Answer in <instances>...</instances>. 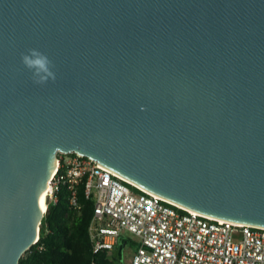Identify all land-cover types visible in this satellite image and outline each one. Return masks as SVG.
Returning <instances> with one entry per match:
<instances>
[{
  "label": "water",
  "instance_id": "water-1",
  "mask_svg": "<svg viewBox=\"0 0 264 264\" xmlns=\"http://www.w3.org/2000/svg\"><path fill=\"white\" fill-rule=\"evenodd\" d=\"M59 153L264 228V0H0V264L40 237Z\"/></svg>",
  "mask_w": 264,
  "mask_h": 264
},
{
  "label": "built area",
  "instance_id": "built-area-1",
  "mask_svg": "<svg viewBox=\"0 0 264 264\" xmlns=\"http://www.w3.org/2000/svg\"><path fill=\"white\" fill-rule=\"evenodd\" d=\"M49 187L48 204H56L63 189L76 211L82 208L80 188L92 201L89 236L95 254L112 252L128 233L138 239L129 264H264V228L187 210L90 158L59 153Z\"/></svg>",
  "mask_w": 264,
  "mask_h": 264
},
{
  "label": "trees",
  "instance_id": "trees-1",
  "mask_svg": "<svg viewBox=\"0 0 264 264\" xmlns=\"http://www.w3.org/2000/svg\"><path fill=\"white\" fill-rule=\"evenodd\" d=\"M66 197L67 191L63 189L58 202L48 204L39 243L23 255L20 264H121L126 240H119L112 252L95 254L89 236L94 213L92 201L84 197L80 188L82 208L76 211L68 205Z\"/></svg>",
  "mask_w": 264,
  "mask_h": 264
},
{
  "label": "clouds",
  "instance_id": "clouds-1",
  "mask_svg": "<svg viewBox=\"0 0 264 264\" xmlns=\"http://www.w3.org/2000/svg\"><path fill=\"white\" fill-rule=\"evenodd\" d=\"M22 64L32 73V80L36 84H44L49 79L55 80L54 64L51 59L37 49H29L21 54Z\"/></svg>",
  "mask_w": 264,
  "mask_h": 264
},
{
  "label": "rangeland",
  "instance_id": "rangeland-1",
  "mask_svg": "<svg viewBox=\"0 0 264 264\" xmlns=\"http://www.w3.org/2000/svg\"><path fill=\"white\" fill-rule=\"evenodd\" d=\"M124 235L128 238V240L123 246V259L121 264H129L134 256L138 239L128 233H125Z\"/></svg>",
  "mask_w": 264,
  "mask_h": 264
},
{
  "label": "bare ground",
  "instance_id": "bare-ground-1",
  "mask_svg": "<svg viewBox=\"0 0 264 264\" xmlns=\"http://www.w3.org/2000/svg\"><path fill=\"white\" fill-rule=\"evenodd\" d=\"M50 193H51V189H50V187L48 186L47 187V189H46V191H45V193L43 194V196L42 197H44V207H43V209H41V207H40V209H41V211L43 212V213H45V211H46V201H47V199L49 198V195H50Z\"/></svg>",
  "mask_w": 264,
  "mask_h": 264
},
{
  "label": "snow or ice",
  "instance_id": "snow-or-ice-1",
  "mask_svg": "<svg viewBox=\"0 0 264 264\" xmlns=\"http://www.w3.org/2000/svg\"><path fill=\"white\" fill-rule=\"evenodd\" d=\"M40 207H41V209H43V207H44V197L40 198Z\"/></svg>",
  "mask_w": 264,
  "mask_h": 264
}]
</instances>
